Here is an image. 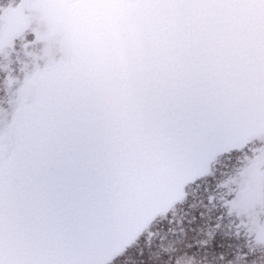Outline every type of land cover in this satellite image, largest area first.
Here are the masks:
<instances>
[{"label": "snow or ice", "instance_id": "6c2138e0", "mask_svg": "<svg viewBox=\"0 0 264 264\" xmlns=\"http://www.w3.org/2000/svg\"><path fill=\"white\" fill-rule=\"evenodd\" d=\"M76 4L90 67L0 71V264H264L206 171L264 129V0ZM24 26L0 7V52Z\"/></svg>", "mask_w": 264, "mask_h": 264}, {"label": "flooded vegetation", "instance_id": "af4514ba", "mask_svg": "<svg viewBox=\"0 0 264 264\" xmlns=\"http://www.w3.org/2000/svg\"><path fill=\"white\" fill-rule=\"evenodd\" d=\"M76 0L58 5L52 0H4L0 7L12 16L20 17L24 29L17 34L15 47L10 42L7 49L0 52V71L11 67L17 69L27 67L39 57L60 69L65 59L59 49L61 36L54 31L51 21L57 10L76 6ZM32 33L44 39L34 41ZM19 76L20 73H14ZM215 154L206 164V171L219 191H237L241 195L234 212L245 223L246 228L255 233L264 231V216L258 217L257 212L264 211V198L258 194V187L264 182V133L249 136L242 144ZM159 242L158 236L145 238L144 246ZM128 264H136V256L130 255ZM183 264H204L199 258H185ZM211 264V262H209Z\"/></svg>", "mask_w": 264, "mask_h": 264}, {"label": "water", "instance_id": "95a60500", "mask_svg": "<svg viewBox=\"0 0 264 264\" xmlns=\"http://www.w3.org/2000/svg\"><path fill=\"white\" fill-rule=\"evenodd\" d=\"M80 15L81 9L76 5L70 7L69 9L63 8L62 10H57L52 20H50L51 24H53L54 26V31L61 36L59 49L65 59V65L61 69L64 72H73L78 71L81 68L90 67L91 63L93 62L92 51L87 46V42L82 39L80 32L75 27L72 28L69 39H65L63 27L65 19H67L72 25H74ZM66 46H70L72 49L73 60L71 61L63 54ZM258 133H264V129H255L248 134L232 141L229 145V148L231 149L239 146L244 142L246 138ZM224 151H227V149L219 151L218 153H222Z\"/></svg>", "mask_w": 264, "mask_h": 264}]
</instances>
